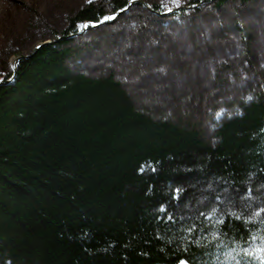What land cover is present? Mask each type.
Here are the masks:
<instances>
[{
  "label": "trees",
  "instance_id": "1",
  "mask_svg": "<svg viewBox=\"0 0 264 264\" xmlns=\"http://www.w3.org/2000/svg\"><path fill=\"white\" fill-rule=\"evenodd\" d=\"M105 2L79 9L0 85V264H262L264 95L208 141L141 112L112 73L67 64V37L128 3Z\"/></svg>",
  "mask_w": 264,
  "mask_h": 264
},
{
  "label": "rangeland",
  "instance_id": "2",
  "mask_svg": "<svg viewBox=\"0 0 264 264\" xmlns=\"http://www.w3.org/2000/svg\"><path fill=\"white\" fill-rule=\"evenodd\" d=\"M127 2L122 13L106 9L101 22L82 24L72 34L67 61L72 71L112 73L138 110L195 126L206 141L237 105L254 100L258 92L264 95V0H229L218 8L212 2L192 8L188 0ZM89 3L107 4L0 0V71L11 70L15 57L60 36ZM152 5L165 10L155 14ZM181 9L178 17L170 16Z\"/></svg>",
  "mask_w": 264,
  "mask_h": 264
},
{
  "label": "water",
  "instance_id": "3",
  "mask_svg": "<svg viewBox=\"0 0 264 264\" xmlns=\"http://www.w3.org/2000/svg\"><path fill=\"white\" fill-rule=\"evenodd\" d=\"M207 0H203L200 4H203L204 2H206ZM129 6V5H128ZM196 7V5H194L192 8H195ZM150 11H152V12H154L155 14H159V13H156L155 11H153V10H150ZM123 11H119V13H122ZM106 22V21H105ZM96 26H98V25H93V27L95 28ZM81 32H83V30L81 31ZM80 32V33H81ZM73 36H75V35H69L67 38H71V37H73ZM52 42H54L52 39H47V40H45V41H43L42 43H40L39 45H37L36 47H35V49L36 50H39V49H41L42 47H44V46H46V45H48V44H51ZM29 57V54H26V55H22V56H17V57H15L14 59H13V61H12V67H11V72H12V77L10 78V79H8L6 82H4V83H0V85H6V84H9L11 81H12V79L14 78V74H15V72H16V63H17V61H19L21 58H24V59H26V58H28Z\"/></svg>",
  "mask_w": 264,
  "mask_h": 264
},
{
  "label": "snow or ice",
  "instance_id": "4",
  "mask_svg": "<svg viewBox=\"0 0 264 264\" xmlns=\"http://www.w3.org/2000/svg\"><path fill=\"white\" fill-rule=\"evenodd\" d=\"M106 19H111V17H106ZM262 252H264V249H261ZM181 264H184L183 261H181ZM262 264H264V260H262Z\"/></svg>",
  "mask_w": 264,
  "mask_h": 264
}]
</instances>
